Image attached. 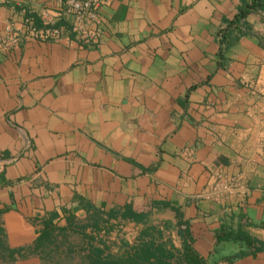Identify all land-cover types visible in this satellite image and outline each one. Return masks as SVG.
Here are the masks:
<instances>
[{
    "label": "crops",
    "instance_id": "crops-1",
    "mask_svg": "<svg viewBox=\"0 0 264 264\" xmlns=\"http://www.w3.org/2000/svg\"><path fill=\"white\" fill-rule=\"evenodd\" d=\"M245 1L112 0L83 41L66 0H0L5 245H31L42 223L92 233L97 218L115 245L154 225L179 246L187 228L214 264H264V251L228 259L248 248L216 242L221 231L264 242V0L221 43ZM42 14L68 30L32 36L26 20L52 26Z\"/></svg>",
    "mask_w": 264,
    "mask_h": 264
},
{
    "label": "trees",
    "instance_id": "trees-1",
    "mask_svg": "<svg viewBox=\"0 0 264 264\" xmlns=\"http://www.w3.org/2000/svg\"><path fill=\"white\" fill-rule=\"evenodd\" d=\"M260 6L261 0L245 1L240 6L234 18L221 30V43L224 47L234 41L230 28H236L249 12ZM100 223L103 225L105 221L97 218L92 220L91 228L94 229L92 233L85 232L86 226L68 224L65 227H55L42 223L36 229L34 242L18 248L5 245L0 230V262H10L15 258L37 255L44 264H75L72 262L75 259L78 264H214L192 247V236L187 228L177 230L181 240L179 246H175L169 237L164 238L162 229L154 225L144 226L134 242L128 241L123 233V236L118 238V245H115L107 241L112 226L110 229H104ZM69 232L79 234L85 240L84 245L72 247L66 244L65 241L70 236ZM227 239L239 240L248 248L238 250L228 259L247 253L255 255L257 252L264 251L263 241L243 231L216 233V242ZM57 256L60 260L53 262V258ZM62 257L70 261H63Z\"/></svg>",
    "mask_w": 264,
    "mask_h": 264
},
{
    "label": "built area",
    "instance_id": "built-area-1",
    "mask_svg": "<svg viewBox=\"0 0 264 264\" xmlns=\"http://www.w3.org/2000/svg\"><path fill=\"white\" fill-rule=\"evenodd\" d=\"M112 0H66V13L72 15V20L68 22L69 30L83 41H88L93 37L98 30V16L97 11L101 5L110 4ZM41 20L44 25L52 24L51 27L37 29L33 27V20H26V26L32 36L42 40L59 39L68 29L66 25L57 26L54 18L41 15Z\"/></svg>",
    "mask_w": 264,
    "mask_h": 264
},
{
    "label": "rangeland",
    "instance_id": "rangeland-1",
    "mask_svg": "<svg viewBox=\"0 0 264 264\" xmlns=\"http://www.w3.org/2000/svg\"><path fill=\"white\" fill-rule=\"evenodd\" d=\"M75 264H78V263H75Z\"/></svg>",
    "mask_w": 264,
    "mask_h": 264
}]
</instances>
